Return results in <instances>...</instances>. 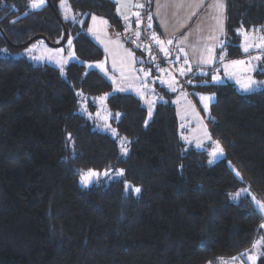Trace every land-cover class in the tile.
Segmentation results:
<instances>
[{"label":"trees","instance_id":"trees-1","mask_svg":"<svg viewBox=\"0 0 264 264\" xmlns=\"http://www.w3.org/2000/svg\"><path fill=\"white\" fill-rule=\"evenodd\" d=\"M59 1L49 0L60 21L48 5L0 0V51L37 35L59 44L64 26L76 57L63 74L0 57V264H214L250 250L264 236V215L250 198L264 204V90L242 94L229 82L208 83V74L185 75L189 94L215 96L206 125L225 158L210 164L205 149L183 142L172 97L155 81L151 99H141L113 93L106 76L87 68L103 60L85 33L89 16L122 31L113 1L66 0L72 21L60 17ZM224 19L215 66L246 56L240 33L264 27V0H225ZM79 92L107 95L110 123L127 140L124 159L116 140L78 113ZM110 169L125 175L80 186L78 172ZM125 181L141 193L126 194Z\"/></svg>","mask_w":264,"mask_h":264},{"label":"rangeland","instance_id":"rangeland-1","mask_svg":"<svg viewBox=\"0 0 264 264\" xmlns=\"http://www.w3.org/2000/svg\"><path fill=\"white\" fill-rule=\"evenodd\" d=\"M29 2V0H28ZM47 5V2L45 0L44 6ZM29 10H33L28 7ZM67 4V1L65 0L64 7H61V0L57 4V11L60 14V17L64 21H72L76 15L73 14V12L70 10ZM67 16V19L65 18ZM93 16V15H90ZM89 16V17H90ZM95 16V15H94ZM96 31V27L93 28V33ZM86 33V32H85ZM241 42L239 44L241 51L246 55L244 58L240 60L246 61V65L244 67L248 68V71L246 73H241L239 68H225V65H229L231 61H225V62H220L217 66H213L210 69H206L205 71H201L200 73L192 72V75L200 74L201 77H205L204 73L208 74L210 76V80L208 83L211 84H222V83H232L236 89L237 92L242 93V94H248L251 92L259 91V90H264V65L262 64V57L264 56V48H259L256 47L255 45L259 44V37L264 36V27L260 28L259 30H256L252 35L248 34L249 39L247 41L248 45H252L249 47L248 52H244V46H245V39L244 36L241 35ZM96 39V38H95ZM68 40H71V45L67 43ZM72 40L73 36L69 34L66 37L65 42L63 45L59 47H50L47 45L43 40H35L26 47L11 51L8 49H2L0 51V57L4 58H20L27 60L34 65H48L56 68L60 74L64 73L65 68L67 65L70 63L76 61L75 54L73 52V46H72ZM63 49V51H60ZM129 50V49H127ZM130 54V50L128 51ZM256 56H260L261 59L257 60L255 59ZM130 61L132 62V56L130 55ZM127 57L121 56L118 52L109 51L105 54L104 56V61L102 65L104 66V70H101V68L96 67V65L101 64H87V68H99V71L109 78L111 82H113V90L112 92H126V91H119L118 89L122 88L119 86L117 81H121L125 78H128L132 84L135 86V90H140L142 94H146L147 97L149 95V92L153 89L151 87H148L147 89H143L140 87V81L141 80H146V81H151L154 82V78L151 77L150 75L145 77L144 73L149 72L146 67L140 66L135 69L134 72L130 75L129 72L127 71V68L129 67V63H127ZM89 65H92V67H89ZM143 69V71H141ZM175 72H178L176 68H174ZM123 73V75H122ZM166 76L172 77L174 81L176 80L174 76L167 74ZM183 79L185 85L186 81L183 77V75H179ZM216 76L219 78V83H216L213 81L212 77ZM138 77V79H137ZM240 77L242 79L250 77L251 79L255 80L257 82L256 87L253 88L251 92H244L241 90L240 86L236 83V78ZM176 82V81H175ZM202 83H206L205 80L201 81ZM132 84L130 83V86L128 87L129 90L131 89L133 92V87ZM176 91L174 92V97H176V100L173 101V104L175 105V112H176V118L178 122V128L179 132L182 137H187V140L183 139L184 143L191 144L196 148L200 149H205L209 155V160H212L213 162L218 161L220 159L225 158V153L223 150V155H218L217 157L213 158L210 153L213 151L215 148V145L217 143V140L213 138L211 135L207 125H206V119L209 116V107L210 104H212L215 101V96L214 94H202V93H197L193 90H191V93L185 91V88H181L178 85H175ZM187 88V85H186ZM136 90V91H137ZM134 93V92H133ZM145 95V97H146ZM201 96H206V97H214L213 100L210 101H201L200 97ZM106 97L107 95H99V96H88L84 95L82 93H77V99H78V113L83 115L85 119L91 124L92 128L100 133L106 134L109 137L113 138L116 140L120 156L124 159L126 155L123 154L121 151V144L125 143L127 146V140L121 136L116 128L110 123L111 119V113L108 111L107 106H106ZM104 98V99H101ZM149 100V97H148ZM204 103H208V110H204ZM97 113L99 115H97ZM183 125V127H182ZM115 132V135L113 134ZM207 133V135H206ZM211 137L209 139L208 137ZM200 145L197 147V145ZM220 145V144H219ZM221 147V146H220ZM222 148V147H221ZM230 168L235 172V168L233 165L228 162ZM120 170V169H110V175L109 176H104L103 173L104 171H96L100 175L96 178H91L90 182L86 184L81 183V177L83 174L87 173L89 170L86 171H80L78 172V179H79V184L83 188H87L90 186L94 185H107L108 183L118 180L121 177L115 176V171ZM251 201L254 204V206L259 210L263 215H264V210H261L258 206V203L260 201L253 195H251ZM254 198V199H253ZM264 232V228H263ZM264 240L263 237H258L255 242L257 243L258 241ZM260 246L264 248V243H262ZM261 247L258 248H250V250L244 252L245 255L243 256L238 255L235 257L236 259H226V260H219L216 261L214 264H251L247 260L248 255H256L257 258H260V255L262 253ZM255 264H258V261L255 262Z\"/></svg>","mask_w":264,"mask_h":264},{"label":"crops","instance_id":"crops-1","mask_svg":"<svg viewBox=\"0 0 264 264\" xmlns=\"http://www.w3.org/2000/svg\"><path fill=\"white\" fill-rule=\"evenodd\" d=\"M112 1L115 7V14L120 19L122 25H126V27L129 28L137 26V17L134 13L139 12L140 8H135L133 5L140 4V0H120L119 4L117 0ZM148 2L151 3L148 17H152L150 23L154 29L153 33H155L160 40L164 41V47L169 51V55L165 58L168 63L176 65L177 74L180 75V70L183 69L185 73L183 77H185L188 73H200L201 71L215 66L217 62L216 49L223 36L225 25V0H222L224 9L220 24H217V21L213 18L216 15L215 9L211 6L214 0H204L203 4L199 3V0H148ZM117 8H119V11H117ZM96 17L97 23L95 25H93L92 16L88 18L85 32L103 52L101 64L104 61L105 54L114 50L121 54L122 58L127 57V63H129L127 71L129 74L126 75L132 74L135 69L137 70V68L140 67V59L136 53L137 51L140 52L138 46L131 44L128 38L123 35L122 31L118 34L108 23L100 24L99 20L103 18L99 16ZM124 17H128V19L126 20ZM94 27H96V31L94 33L92 31L90 32L89 28L93 29ZM168 40H172L173 43L168 44ZM181 41H183L182 44L180 43ZM210 47L213 49L211 53L213 59L211 63H206L205 61H207L209 57V53L206 50ZM180 48H183V51H180ZM127 49L130 50V54ZM130 55L132 56V62L130 61ZM177 57H179V59H177ZM96 69L99 70V68ZM173 80L174 79L169 76H160L154 79L160 88L171 95L172 102L176 100L174 92L169 86ZM109 81L111 82V80ZM116 83L125 89L124 91L132 92V90L128 88L130 83L132 84L128 78L117 81ZM132 87L134 94L141 97L138 95L141 91L137 89L136 91L133 84ZM145 95L146 94H144V97ZM151 96L152 95L149 94L150 99ZM260 247L262 248V246ZM262 249L260 258L264 257V248ZM242 255L244 256L245 253ZM260 258H257L256 261Z\"/></svg>","mask_w":264,"mask_h":264},{"label":"snow or ice","instance_id":"snow-or-ice-1","mask_svg":"<svg viewBox=\"0 0 264 264\" xmlns=\"http://www.w3.org/2000/svg\"><path fill=\"white\" fill-rule=\"evenodd\" d=\"M117 3L119 4L120 0H117ZM199 3L203 4L204 0H199ZM44 4H45V0H29V6L33 10H38V9L42 8L44 6ZM64 4H65V0H61V7L62 8L64 7ZM211 6L216 11V15L213 18L217 21V24H220L221 18H222L223 9H224V4H223L222 0H214L213 4ZM133 7H135V8H143L144 5L135 4V5H133ZM158 7H159V5H158ZM69 11H70V9H69ZM117 11H119V8H117ZM134 15L137 17V26H139L140 13L139 12H135ZM65 18L67 19V16ZM124 18L126 20L128 19V17H124ZM148 19H149V21H151L152 17L149 16ZM92 21H93V25H95L97 23V17L93 15L92 16ZM99 23L100 24H106L107 21L101 19V20H99ZM148 27L149 28L152 27L151 23L148 24ZM89 31L91 32V31H93V29L89 28ZM240 34L244 36V39H245V42H246L243 50H244V52H248L249 51V47L252 46V45H248L247 44V41L249 39L248 33L247 32H241ZM136 35H137V38H138L139 37V33H137ZM152 39L155 40V42L159 46L160 51L164 53L165 57H167L169 55V51L167 49H165L164 41L160 40L155 35V33H153ZM259 41H260L259 44L255 45V46L259 47V48H264V36L259 37ZM67 43L69 45H71V40H68ZM167 43L168 44H172L173 41L172 40H168ZM180 43L182 44L183 41H181ZM179 50L183 51V48H180ZM60 51H63V49H61ZM206 51L209 53V57H208V60L205 61V62L206 63H211L212 59H213V57L211 56V53H212L213 49L210 47ZM153 59H155V58L153 57ZM177 59H179V57H177ZM221 59H223V57H221ZM255 59L259 60V59H261V57L260 56H256ZM245 65H246V61H244V60H234V61H231V63L229 65H225V68L226 69L229 68V67L239 68L241 73H246L248 71V68L244 67ZM89 67H92V65H89ZM96 67H99V68H101V70H104V66L102 64H98V65H96ZM141 71H143V69H141ZM180 74L181 75L185 74L183 69L180 70ZM122 75H123V73H122ZM144 75H145V77H147V76L150 75V73L149 72H145ZM204 75H207V74L204 73ZM137 79H138V77H137ZM212 79L216 83L220 82L219 78L216 77V76H213ZM113 82L115 83V81H113ZM188 82L191 83V81H188ZM162 83H163V81H162ZM236 83L240 86L241 90H243L244 92H251L254 87L258 86L257 82L255 80L251 79L250 77H247V78H244V79H242L240 77H237L236 78ZM169 86L171 87L172 91H176L175 81L174 80L169 84ZM140 87L143 88V89H147V87H148L147 81L146 80H141L140 81ZM118 90L119 91H124L125 89L120 88ZM138 95L141 96V99L144 98V94L138 93ZM101 99H104V98H101ZM213 99H214V97H206V96H201L200 97L201 101H210V100H213ZM148 103H149V109H150L148 114H149V117H151V115H152L151 106L154 103V101L153 102H148ZM204 110L205 111L208 110V103H204ZM97 115H99V114L97 113ZM117 115H119V114H117ZM145 126H147V121H145ZM182 127H183V125H182ZM113 134L115 135V132ZM206 135H207V133H206ZM182 138L187 140V137H182ZM208 138L211 139L210 136ZM69 139H71V137H69ZM199 146L200 145L198 144L197 147H199ZM121 151L123 152L124 155H127L128 149H127V146H126L125 143L121 144ZM210 155L213 158L217 157L218 155H223V149L220 147L218 142L216 143L215 148L210 153ZM212 162H213L212 160L209 161L210 164ZM99 175L100 174L97 173L96 171L89 170L87 173L82 175L81 183L82 184H86V183L90 182L91 178H96ZM103 175L104 176H109L110 175L109 170H105ZM124 175H125V173H124V171L122 169L115 171V176H117V177H123ZM237 175L239 176V173H237ZM124 188H125V193L126 194H129V192L137 194V195L141 193V188L134 187L131 184L127 183L126 181L124 182ZM239 195H240V193H236V195L233 197V199H236V197H238ZM257 203H258L259 208L261 210H264V204H259V202H257ZM261 228H264V224L261 225ZM262 243H264V240L258 241L257 243L253 244V248L255 249V248L260 247V245ZM232 259L235 260L236 258L233 257ZM256 259H257L256 255H251L250 254L247 257V260L249 262H251V264H255Z\"/></svg>","mask_w":264,"mask_h":264},{"label":"built area","instance_id":"built-area-1","mask_svg":"<svg viewBox=\"0 0 264 264\" xmlns=\"http://www.w3.org/2000/svg\"><path fill=\"white\" fill-rule=\"evenodd\" d=\"M148 3V0H140V4L144 5V7L139 9V26L129 28L126 27V25H123L122 33L128 38L131 44L138 46L143 57V62L146 66H151L160 76H166L167 74L174 76L176 79V85L180 86L181 88H185V91L188 92L183 79L181 76H178L174 70L176 65L167 62L165 56L160 51L159 47L156 45L155 41L151 37V34L149 33V19L147 12ZM137 33H139L138 38L136 35ZM153 57L155 59H153ZM147 83L148 87L152 86L151 81H147ZM161 99V93L154 94L153 100L159 101Z\"/></svg>","mask_w":264,"mask_h":264},{"label":"water","instance_id":"water-1","mask_svg":"<svg viewBox=\"0 0 264 264\" xmlns=\"http://www.w3.org/2000/svg\"><path fill=\"white\" fill-rule=\"evenodd\" d=\"M46 2H47L48 7L50 8L52 13L54 14V16L58 19V21H60L58 15L56 14V12H55L54 8L52 7V5L50 4L49 0H46ZM62 27H63V38H62V41L59 44H52L44 36L37 35V36H34L33 38L29 39L26 43H24L23 45H21L19 47H25V46L29 45L30 43H32L33 41L39 40V39L43 40L50 47H59V46L63 45V43L65 42L66 37H67L65 28H64V26H62Z\"/></svg>","mask_w":264,"mask_h":264}]
</instances>
